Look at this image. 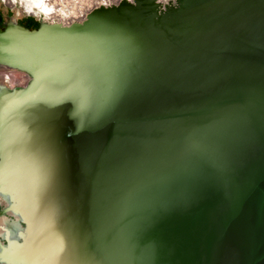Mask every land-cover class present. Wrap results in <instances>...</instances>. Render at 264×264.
<instances>
[{"label":"water","instance_id":"1","mask_svg":"<svg viewBox=\"0 0 264 264\" xmlns=\"http://www.w3.org/2000/svg\"><path fill=\"white\" fill-rule=\"evenodd\" d=\"M0 62L13 264H264V0L7 17Z\"/></svg>","mask_w":264,"mask_h":264},{"label":"rangeland","instance_id":"2","mask_svg":"<svg viewBox=\"0 0 264 264\" xmlns=\"http://www.w3.org/2000/svg\"><path fill=\"white\" fill-rule=\"evenodd\" d=\"M121 0H50L51 4L54 5L55 12L50 16L55 18L57 22H61L62 25H69L75 22L81 21L85 15L94 8L104 6H111L117 4ZM175 0H158L160 8L173 3ZM7 17H10L14 21L20 19H28L34 23L44 22L41 17H35L32 14L19 13L16 9L4 4L0 0V19L4 22ZM9 74V81L7 80L5 85L10 87L16 84H25L23 79V73L17 70H7ZM11 71V72H9ZM9 220V219H8ZM10 221V220H9ZM40 232V231H39ZM41 239V237H40ZM39 239V240H40ZM1 241V239H0ZM35 264H52L50 260H40Z\"/></svg>","mask_w":264,"mask_h":264},{"label":"bare ground","instance_id":"3","mask_svg":"<svg viewBox=\"0 0 264 264\" xmlns=\"http://www.w3.org/2000/svg\"><path fill=\"white\" fill-rule=\"evenodd\" d=\"M127 1H131V0H127ZM155 1L160 7V3L158 2V0ZM1 2L16 9L19 13L32 14L35 15V17H41V19H43V21L46 23L61 24V22H57L55 18L50 16L52 13L55 12L54 5L51 4L50 0H1ZM102 7H106V6L103 5ZM73 22H75V20H73ZM9 69L10 68H8V66L0 62V86L6 84L7 80L9 81L10 77L9 74H7L8 73L7 70ZM10 190H11L10 185L6 183H3L2 186H0V203L3 206L8 205L9 202L8 194L10 193ZM8 213L11 214V211H8ZM13 230H14L13 221H9L6 216L0 214V237H3L5 233H7V236L11 235V232H13ZM38 246L39 244L36 241L35 242L36 251L33 249L31 250L30 246L28 247V251L27 253H25V256L30 258L31 263L28 262V264H35L40 260H47L43 258L41 255L39 256L38 255L39 253L37 254ZM0 264H13L12 259L7 258L6 252H4L1 248H0Z\"/></svg>","mask_w":264,"mask_h":264},{"label":"flooded vegetation","instance_id":"4","mask_svg":"<svg viewBox=\"0 0 264 264\" xmlns=\"http://www.w3.org/2000/svg\"><path fill=\"white\" fill-rule=\"evenodd\" d=\"M3 21L0 19V24L2 23ZM19 25H22V26H24V27H26V28H29V29H31V28H35V27H37V25H38V23L37 24H35L34 22H31V21H29L28 19H20V20H18V21H16ZM16 71V70H15ZM18 72H21V71H18ZM21 73H23L24 75V77H23V79L24 80H26V82H24L25 84H16V85H11L10 87H8V88H11V87H24L28 82H29V80H30V77H29V75H27V74H25L24 72H21ZM26 76H28V77H26Z\"/></svg>","mask_w":264,"mask_h":264},{"label":"trees","instance_id":"5","mask_svg":"<svg viewBox=\"0 0 264 264\" xmlns=\"http://www.w3.org/2000/svg\"><path fill=\"white\" fill-rule=\"evenodd\" d=\"M35 24H37V23H35Z\"/></svg>","mask_w":264,"mask_h":264}]
</instances>
